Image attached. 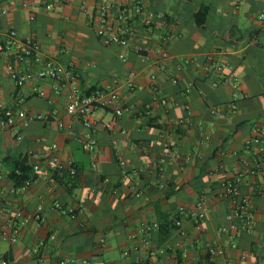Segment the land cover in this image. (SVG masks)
Returning a JSON list of instances; mask_svg holds the SVG:
<instances>
[{
  "label": "crops",
  "instance_id": "crops-1",
  "mask_svg": "<svg viewBox=\"0 0 264 264\" xmlns=\"http://www.w3.org/2000/svg\"><path fill=\"white\" fill-rule=\"evenodd\" d=\"M48 2L51 6L38 0H3L0 43L11 29L34 38L42 54L75 75L85 91L100 89L112 78L124 82L130 71L136 72L138 88H121L119 94L123 104L136 105L137 112L126 111L120 117L103 107L93 112L98 154L92 168L90 154L81 147L88 130L77 116L66 112L67 87L62 81L36 77L16 86L6 72L8 65L19 72L27 68L35 72L39 66L31 60L16 62L15 48L0 52V105L20 106L28 116L41 117L25 123L18 119L12 128L0 130V184L5 192L0 196V260L12 264L63 260L66 264H264V162L254 174L245 172L241 164L242 159L259 156L255 145L245 146L253 129L260 128L264 138V19L259 18L264 0ZM115 2L127 6L139 2L157 23L164 21L162 27L147 30L137 25L131 44L144 50L135 53L129 47L125 62L118 57L121 49L103 45L91 24L100 4ZM160 34L170 36L164 61L153 51ZM211 62L229 64L238 78L234 111L228 108L233 88L224 80L227 72L217 71ZM151 75L165 104L153 99ZM38 90L44 95H38ZM145 106L149 115L144 114ZM214 107L219 108L216 115L211 113ZM52 144L61 159L77 169L72 182L51 180L42 161L29 185L15 186L9 177L13 160L28 151L47 157ZM160 159L165 161L156 169L141 171ZM27 162L32 165L35 159L28 156ZM123 171L128 172L126 178ZM239 172L243 176L237 178ZM226 180H235L237 200L249 201L251 217L244 230H221L231 221L240 225L228 218L236 201L220 195ZM136 182L138 196L133 191ZM199 196L204 198L206 213L196 228L178 209L191 212ZM53 202L80 208L82 215L62 216L51 209ZM16 212L28 221L21 223L14 217ZM36 213L39 221L33 218ZM163 216L179 218L164 240L158 229L140 233L144 225H159ZM13 223L20 226L16 232ZM232 232L236 237L231 238ZM183 240L185 248L179 245ZM150 247H162L165 253L148 259ZM209 247L224 253L209 259Z\"/></svg>",
  "mask_w": 264,
  "mask_h": 264
},
{
  "label": "built area",
  "instance_id": "built-area-1",
  "mask_svg": "<svg viewBox=\"0 0 264 264\" xmlns=\"http://www.w3.org/2000/svg\"><path fill=\"white\" fill-rule=\"evenodd\" d=\"M3 0H0V5ZM11 2L12 0H6ZM39 4H44L46 6H51L48 0H38ZM2 11H4L2 9ZM260 19H264V13L259 15ZM91 24L95 30L97 37L100 39L103 45H117L121 52L118 54V57L122 62L126 61V56L129 47L135 53H141L144 50L140 45L131 44V39L135 38L136 27L140 29H152L160 28L163 26L164 21L157 23L152 13L148 12L145 7L139 3L134 2L131 6H127L122 2L115 3H104L100 4L91 18ZM170 40L168 34H160L157 39V46L154 48V53L157 54L160 61H164L168 58V52L165 49L166 43ZM15 48L14 58L16 62H23L31 60L33 64L38 65L39 68L33 72L30 68H27L24 72H19L18 70L13 69L10 65L7 66L6 72L9 77L13 80L16 86H22L27 81L31 80L33 77H36L41 80H50L56 83L63 82V85L67 87L66 93V112L70 115L77 116L81 124L88 130V135L85 139L81 141V147L84 151L90 154L91 157V167H96V158H97V143L93 138L95 132L94 122L92 120L93 112L99 108L103 107L113 111L114 117H120L124 112L129 111L136 113L137 106L134 104H123L120 98L119 90L125 88L127 90H134L137 85L134 83V78L136 72L130 71L127 79L124 82H121L118 78H112L108 84H105L100 89H95L91 91L82 90L78 84L77 78L73 74H68L64 71L60 63L48 56L42 54L38 41L30 36H20L17 31L11 29L6 32L4 35V40L0 43V52L9 49ZM211 66L217 71H226L227 73L224 76V80L227 81L233 88L231 101L228 105L230 111H234L237 108L235 96L236 91L239 86V81L236 75L234 74L232 67L227 63H217L211 62ZM160 68H163V65H160ZM67 74V75H66ZM154 75L150 76V89L153 94V99L160 103L165 104L166 100L163 96L159 94V90L154 83ZM58 91L57 88H55ZM38 95L43 96L44 93L41 90L37 91ZM219 108L214 107L211 109L212 114H218ZM144 114L149 115V107L145 106ZM37 118L40 119L39 115L37 116H28L27 111L23 107H10L0 105V130L10 129L15 126L18 119L24 123L31 119ZM106 127L110 126V123L105 124ZM264 143L262 130L258 127L253 129L252 136L245 141L246 148H251L253 145L257 147L258 157L249 161L247 159H242L241 164L244 168V171L249 174H254L258 171L260 163L264 162V149L262 144ZM51 153L49 156L44 157L40 154L28 151L27 155L33 157L35 162L31 165L32 172L34 174L38 173L41 169L42 161L46 164V169L51 180H55V176L65 175L70 180L74 179L77 174V169L69 162H65L61 157L55 152L56 145L52 144L50 146ZM165 159L152 160L148 165L143 166L141 171L150 172L153 169H156L160 163H163ZM120 165L124 166V162L120 161ZM128 172L123 171V176L126 178ZM133 175H137L136 171L132 172ZM243 173L239 172L237 178L242 177ZM1 179V176H0ZM108 179L104 178L103 182H107ZM31 181L27 180L23 184L25 186L29 185ZM136 182L133 187L134 195L138 196L140 194L139 188ZM162 186V185H160ZM11 192L15 191V188L10 189ZM5 192L0 184V196L4 195ZM238 187L235 180H226L222 184V191L220 195L222 197L232 198L235 202V206L232 210L231 215L228 218L236 219L240 225L236 222L229 224L227 227H222L221 230H244L248 227L250 221L249 201L245 198H238ZM1 204V201H0ZM51 209L58 212L62 216H66L70 219H75L79 215H82V209L74 207H65L58 202H53ZM41 210V207L38 208ZM179 215L190 218L193 220V224L196 228H200V220L204 217L206 213V205L203 196H199L195 207L191 212H187L183 207L178 209ZM17 216L21 218V223L28 221V218L21 217L20 212H16L14 217ZM35 220H40L39 213H36L33 217ZM175 224H178V216L174 219ZM86 221L84 218L80 220V227L83 228ZM237 226H240V229H237ZM13 231L16 232L19 229V225H12ZM158 229V224L153 223L151 225L142 226L140 233L147 235L153 230ZM180 236L185 238L186 233L183 230H180ZM236 237L232 232L231 238ZM49 238L54 240V235H50ZM11 241H14V238H10ZM104 240H100V243L103 244ZM143 243L147 246L149 241L147 238L143 239ZM40 245L43 242L39 243ZM182 248H185L186 243L183 240L179 243ZM234 246V244H232ZM185 250V249H184ZM165 253V250L162 247H150L147 250L148 259H154L157 255H162ZM224 251L218 247H209L207 249V255L209 259H212L216 256L223 255ZM126 255L127 252L125 251ZM67 261H61L60 264H66ZM73 262H78L75 260ZM85 263V262H84ZM0 264H12L8 259L2 258ZM107 264H118V263H107Z\"/></svg>",
  "mask_w": 264,
  "mask_h": 264
},
{
  "label": "trees",
  "instance_id": "trees-1",
  "mask_svg": "<svg viewBox=\"0 0 264 264\" xmlns=\"http://www.w3.org/2000/svg\"><path fill=\"white\" fill-rule=\"evenodd\" d=\"M202 23V19L198 20ZM27 155H24L18 159L13 160V166L9 173L10 180L14 183L15 186H21L25 181H32L35 179V175L32 172L31 165L27 162ZM55 179L59 182L70 183L72 180L63 176H55ZM66 181V182H65ZM158 225V232L164 240L169 234L176 229V224L174 219H168L167 216H163ZM144 264H147L146 262Z\"/></svg>",
  "mask_w": 264,
  "mask_h": 264
}]
</instances>
